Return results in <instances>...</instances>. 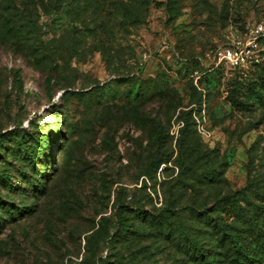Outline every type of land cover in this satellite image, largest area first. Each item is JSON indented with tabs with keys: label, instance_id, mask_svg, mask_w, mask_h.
Listing matches in <instances>:
<instances>
[{
	"label": "rangeland",
	"instance_id": "obj_1",
	"mask_svg": "<svg viewBox=\"0 0 264 264\" xmlns=\"http://www.w3.org/2000/svg\"><path fill=\"white\" fill-rule=\"evenodd\" d=\"M114 5L0 0L25 26L0 35V139L29 134L38 157L24 169L0 148V201L15 208L0 207V264H198L128 209L173 208L213 264L223 250L193 214L250 242L264 230V37L247 68L215 59L264 28V0Z\"/></svg>",
	"mask_w": 264,
	"mask_h": 264
},
{
	"label": "trees",
	"instance_id": "obj_2",
	"mask_svg": "<svg viewBox=\"0 0 264 264\" xmlns=\"http://www.w3.org/2000/svg\"><path fill=\"white\" fill-rule=\"evenodd\" d=\"M76 3L80 5L87 6V3L95 0H75ZM104 1V0H102ZM106 1V0H105ZM114 2V6H116V11L119 13H126L124 8L122 6H132V4H135L138 0H111ZM126 1V3H125ZM149 0H146V2ZM4 6V5H3ZM2 6V7H3ZM20 12H13L9 9H3V11L0 8V35L3 36L4 39L7 41L9 40H19L21 36L25 33V26H23L20 23ZM129 13V11H128ZM135 20H140V17H142L141 13L138 10H135V12L132 13ZM17 19V22L14 24V19ZM258 84V83H257ZM255 83L254 85L257 86ZM253 86V83H252ZM256 86L251 88H256ZM262 91H264V85L261 88ZM262 91L259 93V98L262 96ZM261 95V96H260ZM264 101V97L263 100ZM32 136L24 134L20 140H17L16 136L14 138L4 137L0 139V148L10 152L12 156H17L21 158L22 164L24 166V169L29 168L28 165L31 163V160L34 158L37 159V156H32L33 152H35L33 149L32 144ZM14 143V144H12ZM215 171V170H214ZM213 172V175L215 172ZM11 168H6L2 171V175H0V183L2 184H9V177H5L8 175H11ZM19 173L22 175H25V170L21 171L19 170ZM31 181L32 184H34L33 180ZM12 203H7L0 201V207L4 211H8L15 214L14 210L15 208L12 207ZM21 210V209H20ZM221 212L226 213L230 217H234L235 215H239L238 208L235 206L234 203H231L230 201L224 203L221 208ZM126 221H136L140 222L142 225V228L145 226L150 227L153 231H155L157 234L164 236L167 239H170L173 241L177 246L183 247L184 252L187 255L189 259L195 260L198 264H213V262H209V256H206L204 254V251H207V249L203 250L201 247L200 242H196L195 240L191 239L190 236L187 234L185 224L183 222V217L181 214H178L176 210H173V208H167V210H164L160 214H155L151 212H147L144 209L140 208L137 209L134 213H129V209L127 210V215L125 217ZM1 220V219H0ZM193 220L200 221L205 227H207L208 234L210 235L211 239L214 238L217 240L216 248L222 249L223 251H216L213 255V257H224L225 260H222L220 263L222 264H264V230L259 229L258 232H254L252 235H254V240L250 242L249 237L251 236V231L248 232V236L244 235H235L232 232H229V234H224L222 231L225 227H228V220L225 219L223 216L213 218L211 215H205L201 212H196V214H193ZM175 223H177V231L175 229H172V226H175ZM130 226L128 225L126 227V224L123 225V228L119 231V235L121 237L129 238L130 232L132 231L130 229ZM179 232V236H176L175 233ZM205 257V260H204ZM226 261V262H225Z\"/></svg>",
	"mask_w": 264,
	"mask_h": 264
},
{
	"label": "built area",
	"instance_id": "obj_3",
	"mask_svg": "<svg viewBox=\"0 0 264 264\" xmlns=\"http://www.w3.org/2000/svg\"><path fill=\"white\" fill-rule=\"evenodd\" d=\"M264 37V28L257 26L250 37L237 39L232 46L219 48L215 52L217 66H225L236 71L247 68L254 60V52L258 47V39ZM257 61V60H256Z\"/></svg>",
	"mask_w": 264,
	"mask_h": 264
}]
</instances>
